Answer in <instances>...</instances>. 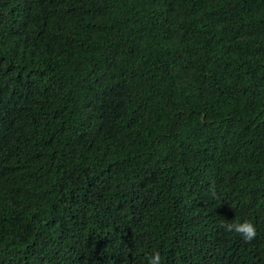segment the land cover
Returning <instances> with one entry per match:
<instances>
[{
    "label": "trees",
    "instance_id": "obj_1",
    "mask_svg": "<svg viewBox=\"0 0 264 264\" xmlns=\"http://www.w3.org/2000/svg\"><path fill=\"white\" fill-rule=\"evenodd\" d=\"M157 251L264 264V0H0V264Z\"/></svg>",
    "mask_w": 264,
    "mask_h": 264
},
{
    "label": "clouds",
    "instance_id": "obj_2",
    "mask_svg": "<svg viewBox=\"0 0 264 264\" xmlns=\"http://www.w3.org/2000/svg\"><path fill=\"white\" fill-rule=\"evenodd\" d=\"M220 227L229 233L235 232L236 234L241 235L246 241H251L256 236V228L249 221H224L221 223ZM147 264H162V257L160 253L157 251L148 256Z\"/></svg>",
    "mask_w": 264,
    "mask_h": 264
}]
</instances>
